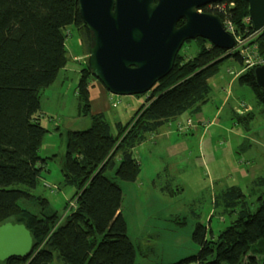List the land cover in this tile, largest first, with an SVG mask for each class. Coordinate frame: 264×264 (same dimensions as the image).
I'll use <instances>...</instances> for the list:
<instances>
[{
  "label": "trees",
  "instance_id": "1",
  "mask_svg": "<svg viewBox=\"0 0 264 264\" xmlns=\"http://www.w3.org/2000/svg\"><path fill=\"white\" fill-rule=\"evenodd\" d=\"M224 2L220 12L207 9L208 5L203 10L222 21L232 20L243 35L253 32V26L244 22L247 1L221 0L213 5ZM70 26L82 31L83 48L88 46L76 95L78 116H90L91 126L68 132V174L63 176L78 191L75 206L60 215L34 191L46 161L40 154L47 131L40 122L41 96L69 60L65 30ZM196 39L197 53L183 54V44L172 71L145 93V103L131 120L113 126L104 112H91L92 74L87 67L91 34L81 19L78 0H0V226L22 223L33 236L29 254L0 264H135L119 180L132 182L140 174L136 147L170 120L186 111H200L211 91L209 79L219 72L222 61L233 57L241 62L229 50ZM256 41L264 53V29ZM239 82L249 85L264 104L254 69L241 73ZM57 129L62 137L63 128ZM24 200L39 210H31ZM214 206L232 215L229 226L208 236L210 228L197 222L193 239L199 252L170 264H264V176L254 178L246 192L239 185L225 187L215 194Z\"/></svg>",
  "mask_w": 264,
  "mask_h": 264
},
{
  "label": "rangeland",
  "instance_id": "2",
  "mask_svg": "<svg viewBox=\"0 0 264 264\" xmlns=\"http://www.w3.org/2000/svg\"><path fill=\"white\" fill-rule=\"evenodd\" d=\"M65 32V45L70 55L67 68L81 66L80 61L74 60V57L82 56L84 51L82 64L86 59L88 46L85 44L83 48L79 36L82 31L80 33L77 27L70 26ZM197 42V39L187 40L181 52L194 55L198 49ZM230 66H234L236 70L245 68L238 59L231 57L221 62L220 69L225 72ZM63 72V69L59 70L54 82L45 88L41 96L40 121L47 131L41 141L40 154L46 161L42 179L34 191L46 198L52 209L60 215L71 210V203L78 191L76 185L65 183L63 171L56 162L62 142L57 126L62 131L67 118L79 115L76 95L79 73L70 70L65 75ZM230 75H225V86ZM90 82L91 87L95 82L99 88H104L93 76L90 77ZM231 90L232 97L228 106L216 115L215 119H219V122L214 121L202 138V130L186 134L190 148L187 153L188 161L182 164L180 170H176L171 191L162 189L165 182L157 178V173L165 165L177 163V159H170L163 148H158L159 152L151 154L138 149L140 154L136 153V156L142 161L141 173L132 182L119 180L123 189L122 213L127 222V234L136 251L135 264H170L196 255L199 245L193 239V231L197 222L211 227L208 236L216 235L231 222L232 215L222 208L213 214L214 193L234 184L241 186L246 192L255 177L264 176V104L257 101L249 85L236 81L230 86ZM94 91L95 89L91 91L92 111L104 110L113 126L118 120L122 123L130 121L147 97L146 94L116 95L107 92L110 94V103L105 104L97 99L100 93ZM213 94L218 106L227 96L218 86H214ZM242 103H246V106H242ZM229 106L239 114H232ZM216 110L217 107L214 106L213 113ZM243 112L245 117L240 118L239 115ZM250 114L252 115L249 116ZM186 115L188 113L184 114ZM208 115L211 116V113L208 112ZM228 142L232 145L231 150L227 149ZM108 174L109 177L113 176V172ZM45 183L50 187L45 186ZM23 204L33 211L39 210L38 205L27 200Z\"/></svg>",
  "mask_w": 264,
  "mask_h": 264
},
{
  "label": "water",
  "instance_id": "3",
  "mask_svg": "<svg viewBox=\"0 0 264 264\" xmlns=\"http://www.w3.org/2000/svg\"><path fill=\"white\" fill-rule=\"evenodd\" d=\"M221 0H78L81 19L91 34L87 67L104 88L116 95L149 91L173 69L183 44L198 37L230 50L235 37L220 16L198 11ZM256 31L264 29V0H246ZM183 20L182 25H178ZM257 86L264 90V66L254 69ZM90 116L67 118L56 157L64 175L69 131H86ZM33 236L22 223L0 226V261L25 256Z\"/></svg>",
  "mask_w": 264,
  "mask_h": 264
},
{
  "label": "crops",
  "instance_id": "4",
  "mask_svg": "<svg viewBox=\"0 0 264 264\" xmlns=\"http://www.w3.org/2000/svg\"><path fill=\"white\" fill-rule=\"evenodd\" d=\"M197 51H198V49H197ZM83 57H84V51H83L82 56H78V57L75 56L74 60L80 61V63H81V59ZM69 61H70V55H69L68 62ZM68 62L62 68L64 71L63 73L66 75L68 73V71H70V70L71 71H78V73H79V71L81 70V66L73 65L72 67L67 68ZM244 71H245V69L243 70L242 67L239 70H236L234 68V66H230L229 68H226L225 72H222L220 69L216 75H214L212 78L209 79L211 91L209 94L208 101L202 106L200 111H198L196 113H191L189 111H186L185 113H188V115L184 116L185 113H183V114L179 115L178 117H176V118L170 120L169 122L163 124L162 126H160L158 131L148 133L145 140L136 147L135 151L137 154H140L137 151L138 149L140 151L146 152L147 154H151V152H154V151L159 152L160 150L158 148H163L164 150L167 151V154L170 156V159H177V163H174L172 165L167 164L163 167V169L161 171L159 169L160 166H158L159 171L157 173V178L159 180H162L165 182V185L163 186L162 189H164L166 192L167 191L169 192L172 190L171 186L174 185V178H175L174 174L176 173V170H180L182 168L181 167L182 164H185L188 161L187 153L189 152L190 148H189V145L187 143V135L186 134H188V133L193 134L198 130H202V133H201V138H202L206 134L207 128L211 127L213 125L214 121H216V122L220 121L219 119H215L216 115L220 111H222L224 109V107L228 106V104L230 102L229 99L232 97V90L230 91V86L236 81L238 83H240L239 82V75L241 73H243ZM232 72H234L235 74H231V75L228 74V73H232ZM225 75H230V78H229L228 82L226 83L227 86H225V84H223V80H226ZM214 86H218L221 89V91L223 90L224 92L227 93V96L223 99V101H221L219 106L217 105V102H214V98H215V95L213 94ZM93 89H95L94 93H96L97 91H98V93H100V97L97 98L100 102H103L105 104L109 102V100H108V97H109L108 94L109 93H107L108 91L105 90L104 88H99V86H97L95 84V82H93V86L90 89V102L92 101L91 100V94H92L91 91ZM110 99H111V97H110ZM111 103H112V101H111ZM91 106H92V103H91ZM214 106L217 107V110L215 111V113H213V107ZM242 106L245 107L246 103H242ZM229 110H231L232 114H234V115H236V113L239 114L237 111H235V109L232 106H229ZM249 111H251V110H249ZM91 112L96 113V112L92 111V107H91ZM97 112H104V110L101 109ZM208 112L211 113L212 117L208 115ZM251 115L252 114H250L249 116H251ZM106 117H107V115H106ZM239 117L240 118L245 117V113L244 112L241 113L239 115ZM188 119L192 120V123H193L192 125H189V126L186 125V120H188ZM118 121L122 122L121 120H118ZM57 128H59V127L57 126ZM194 130H196V131L193 132ZM231 146H232L231 143L228 142V148L227 149L231 150ZM140 162H142V161H140ZM141 171H142V167H141ZM156 183H157V181H156ZM228 186H230V185H228ZM225 187H227V186H225ZM225 187L219 189L218 192H220ZM218 192L214 193L213 206H214L215 194H217ZM122 203H123V201H122ZM216 210L217 209L214 206L213 214H215ZM208 227L211 230V227L210 226H208Z\"/></svg>",
  "mask_w": 264,
  "mask_h": 264
},
{
  "label": "built area",
  "instance_id": "5",
  "mask_svg": "<svg viewBox=\"0 0 264 264\" xmlns=\"http://www.w3.org/2000/svg\"><path fill=\"white\" fill-rule=\"evenodd\" d=\"M215 4V3H213ZM211 4L210 6H214ZM224 6L218 8L219 11ZM220 12V11H219ZM223 22L225 29L231 33L235 37V45L233 48L229 50L231 54L237 55V57L241 60L243 70L245 69H255L259 66H264V53L260 51L259 43L256 41L258 33L261 31H256L254 29L253 32H249L248 34L243 35L241 30H238L236 25L229 19L224 20ZM246 24H252V21L249 20V16L245 18ZM188 126L192 125V120H187ZM45 186L50 187L49 184L45 183ZM76 199H73L71 206H75Z\"/></svg>",
  "mask_w": 264,
  "mask_h": 264
},
{
  "label": "bare ground",
  "instance_id": "6",
  "mask_svg": "<svg viewBox=\"0 0 264 264\" xmlns=\"http://www.w3.org/2000/svg\"><path fill=\"white\" fill-rule=\"evenodd\" d=\"M211 4H213V3H210V4H207V5H204V6H207V9H210V10H214V9H218V8H220V7H222V6H225L226 5V3L224 2L223 4H221V5H214V6H210ZM204 8H203V6L201 7V8H199L198 9V11H200V12H206V11H204L203 10ZM249 15H247L246 17H248ZM245 17V18H246ZM228 19V18H227ZM226 20V19H225ZM230 20V19H229ZM249 20L250 21H252L251 20V18H250V16H249ZM232 21V20H231ZM223 22H226V21H223ZM233 22V21H232ZM244 22H245V19H244ZM234 23V22H233ZM235 24V23H234ZM93 76V75H92ZM94 77V76H93ZM94 78H96V77H94ZM97 79V78H96ZM99 81V80H98ZM100 82V81H99ZM101 83V82H100ZM102 84V83H101ZM91 89V88H90ZM89 92H90V90H89ZM90 94V93H89ZM144 95H145V93H143ZM139 95V94H138ZM147 97H148V95H147ZM147 97H146V99H147ZM146 101V100H145ZM143 103H145V102H143ZM142 103V104H143ZM66 167H67V163H66Z\"/></svg>",
  "mask_w": 264,
  "mask_h": 264
}]
</instances>
